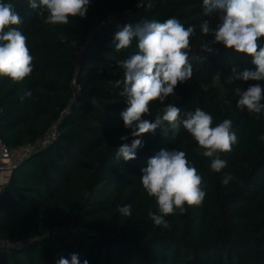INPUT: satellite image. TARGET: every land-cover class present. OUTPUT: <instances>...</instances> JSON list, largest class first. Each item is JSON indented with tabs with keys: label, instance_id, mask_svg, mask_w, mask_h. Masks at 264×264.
I'll use <instances>...</instances> for the list:
<instances>
[{
	"label": "trees",
	"instance_id": "16d2710c",
	"mask_svg": "<svg viewBox=\"0 0 264 264\" xmlns=\"http://www.w3.org/2000/svg\"><path fill=\"white\" fill-rule=\"evenodd\" d=\"M4 2L23 18L19 28L35 59L23 82L0 77V134L10 147H23L56 121L60 136L10 173L0 197V236L21 242L0 250V264H56L73 253L81 264H264V115L236 107L234 89L254 82L225 83L233 67L255 66L222 44L212 45L211 53L201 50L212 37L200 25L218 23L215 14L204 15L202 0H91L86 16L67 25L46 24L28 0ZM170 17L194 26L193 76L164 103L182 116L200 107L214 123L233 121L238 140L221 155L227 167L220 173L210 170V158L182 125L167 136L157 128L137 137L136 159L115 155L133 139L121 117L127 102L114 81L123 78L119 61L136 51V41L116 52L114 34L126 24ZM259 42L264 46V38ZM163 107L152 102L144 118L154 122ZM124 135L129 139L121 141ZM173 148L197 167L206 197L201 206L167 216L164 228L148 216L157 206L142 188L140 170L161 149ZM226 173L234 179L223 184ZM125 204L132 206L130 217L117 211Z\"/></svg>",
	"mask_w": 264,
	"mask_h": 264
},
{
	"label": "clouds",
	"instance_id": "9594fccd",
	"mask_svg": "<svg viewBox=\"0 0 264 264\" xmlns=\"http://www.w3.org/2000/svg\"><path fill=\"white\" fill-rule=\"evenodd\" d=\"M204 15L215 14L218 23L210 27L206 20L201 25L203 35L212 39L201 44V50L211 53L212 45L222 44L227 50L250 58L254 69L238 71L231 69L232 75L225 83L243 81L245 89H234L237 96L236 107L255 114L264 115V46L259 42L264 38V0H202ZM32 9H39L38 15L46 24L67 25L70 18H84L91 0H28ZM151 4L149 3V7ZM46 14V15H45ZM23 18L12 3L0 0V77L21 83L34 71V56L27 45L28 37L20 30ZM194 26L185 27L176 17L163 22L155 19L126 24L113 39L114 50L121 52L136 41V51L119 61L123 78L114 81L115 88H122L119 95L124 97L127 108L121 112L124 127L130 130L131 143H122L116 158L124 161L136 159V150L142 146L141 137L161 128L165 136L169 129L181 125L187 134L203 149L202 155L210 158V170L220 173L227 167L221 158L232 151L237 143L233 131V121L224 119L214 123V117L197 107L181 115L180 108L166 104L169 96H175V89L193 76V65L189 52L190 39ZM197 59H202L197 57ZM24 96H31L26 91ZM23 99V97H22ZM159 101L164 107L155 116L154 122L144 117L151 115V104ZM165 125H167L165 127ZM127 135L121 141L128 140ZM264 141V134L259 136ZM140 183L143 190L154 198L157 212L149 210L148 216L156 226L169 227L166 217L177 213L184 214L186 205L201 206L206 197V185L197 167L187 158L183 150L161 149L147 160L141 168ZM234 179L226 173L221 182L228 184ZM130 204L118 206L117 211L126 217L131 216ZM56 264H81L78 254L70 258L61 257ZM83 264H89L87 259Z\"/></svg>",
	"mask_w": 264,
	"mask_h": 264
},
{
	"label": "built area",
	"instance_id": "2783aa9c",
	"mask_svg": "<svg viewBox=\"0 0 264 264\" xmlns=\"http://www.w3.org/2000/svg\"><path fill=\"white\" fill-rule=\"evenodd\" d=\"M76 83V80L73 81ZM60 136L58 122H53L46 132L36 141L23 147L13 148L7 145L0 134V197L5 186L4 174L12 171L24 159H26L34 150L45 147L53 143ZM21 241L13 240L9 237L0 236V250L8 249L20 244Z\"/></svg>",
	"mask_w": 264,
	"mask_h": 264
},
{
	"label": "rangeland",
	"instance_id": "374dc122",
	"mask_svg": "<svg viewBox=\"0 0 264 264\" xmlns=\"http://www.w3.org/2000/svg\"><path fill=\"white\" fill-rule=\"evenodd\" d=\"M193 103H194V102H193ZM10 173H11L10 171L5 172V174H4L3 177H6V176H8V177L4 179V182L7 183V181H8L7 179L9 178Z\"/></svg>",
	"mask_w": 264,
	"mask_h": 264
},
{
	"label": "crops",
	"instance_id": "0c3cea01",
	"mask_svg": "<svg viewBox=\"0 0 264 264\" xmlns=\"http://www.w3.org/2000/svg\"><path fill=\"white\" fill-rule=\"evenodd\" d=\"M9 176H10V175H9ZM7 177H8V176L4 177V179L7 178ZM8 179H9V178H8ZM8 179H7V180H8ZM5 183H6V182H5Z\"/></svg>",
	"mask_w": 264,
	"mask_h": 264
}]
</instances>
